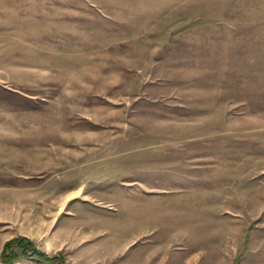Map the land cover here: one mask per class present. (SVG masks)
Masks as SVG:
<instances>
[{
	"label": "rangeland",
	"instance_id": "374dc122",
	"mask_svg": "<svg viewBox=\"0 0 264 264\" xmlns=\"http://www.w3.org/2000/svg\"><path fill=\"white\" fill-rule=\"evenodd\" d=\"M21 237L264 264V0H0V264Z\"/></svg>",
	"mask_w": 264,
	"mask_h": 264
},
{
	"label": "trees",
	"instance_id": "16d2710c",
	"mask_svg": "<svg viewBox=\"0 0 264 264\" xmlns=\"http://www.w3.org/2000/svg\"><path fill=\"white\" fill-rule=\"evenodd\" d=\"M16 248L21 250V254L15 251ZM29 251H32V256H37L43 263H54L57 260L55 257L49 258L44 253L38 252L28 239L21 237L5 244L1 254V264H15L21 255L28 257Z\"/></svg>",
	"mask_w": 264,
	"mask_h": 264
},
{
	"label": "bare ground",
	"instance_id": "6f19581e",
	"mask_svg": "<svg viewBox=\"0 0 264 264\" xmlns=\"http://www.w3.org/2000/svg\"><path fill=\"white\" fill-rule=\"evenodd\" d=\"M163 237V236H162ZM174 241L173 239H171V242ZM153 257H152V261H158V260H162L163 258L166 259V255L165 253H161V254H157L156 253H153ZM163 262V261H162ZM161 263V262H160Z\"/></svg>",
	"mask_w": 264,
	"mask_h": 264
}]
</instances>
